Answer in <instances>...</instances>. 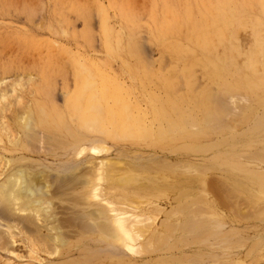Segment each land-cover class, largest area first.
<instances>
[{
  "label": "rangeland",
  "instance_id": "rangeland-1",
  "mask_svg": "<svg viewBox=\"0 0 264 264\" xmlns=\"http://www.w3.org/2000/svg\"><path fill=\"white\" fill-rule=\"evenodd\" d=\"M263 1L0 0V96H3L0 97V139L2 138L0 140V196H3L2 200L5 203L0 198V207L4 208L0 210V232L4 233V235L0 233V264H193L196 259L202 261L198 260L199 262L197 261L196 264H204L206 261L207 264H217L218 259L224 257L227 259L229 257V259L224 261L226 260L224 258L218 264L226 262L229 264L228 262L233 259L231 264L234 262L236 264H264V245L263 251L260 248L261 244L259 248L252 246L258 239H264V126L259 127L260 130L255 129V122L259 118L257 116L264 113V65H261L264 61V57L262 58L264 51ZM218 17L220 18L219 22ZM211 24L213 25L211 26ZM234 52L237 58L232 56ZM230 58L234 59L233 64L230 63ZM170 74L173 75L172 80ZM181 76L184 79L181 78V81H178ZM176 77L178 80L174 79ZM191 82L197 84L198 87L195 86L197 89L195 92H193L195 89H191L190 95L188 91L190 88L187 87L192 84ZM184 83H186L185 87L183 86ZM89 84L92 87L91 85L89 87ZM202 86H206L207 89L210 88L209 91L213 89L214 93L220 91L222 100L225 102L223 104L225 106L232 104L230 107L235 109L232 108L231 112L234 109L235 115L240 118L235 116L236 120L233 119L234 114H230V111L227 113L231 108L226 107V114L227 116L230 115L231 119H229L230 116L227 119L225 113H223L225 115L220 114L223 120L219 116V119L213 123H220L223 128L222 125L214 127L216 124L213 123L212 127V124L204 119V113L196 106V102L200 99L203 100L205 96L203 93H206L201 89ZM93 87L97 88L98 91L97 89L95 91ZM206 88L204 91L207 90ZM104 89H106L105 92ZM221 90L224 93H221ZM193 93L198 94L196 95L198 98ZM214 93L213 91L209 92L210 95H214ZM185 94H189V99L191 96L192 100H188V95ZM209 94H207V98L211 99ZM237 95L239 96L237 97ZM179 97L184 98L185 101ZM207 98L204 99V102L205 100L207 102ZM211 101L207 102L209 104L204 103L209 107V111L214 109V105H210ZM24 104H30L28 106L34 107L37 113L39 110H43L44 117H48V125H45L47 127L43 125L44 127L40 126L43 129H35L37 137L35 131L31 133L24 128L23 120L29 110V107ZM21 105L23 106L21 107ZM35 105L38 108L42 106V109L38 110ZM98 109L103 115L98 112ZM163 111H166L165 115ZM174 112L179 114V117ZM188 114H190L188 119L195 121L191 123V127L188 125L190 123L187 124L188 127L186 125L185 118ZM129 116L131 118L128 120ZM3 117L4 119H1ZM94 118L100 122L99 127L96 126L99 130H96V127H94L96 129H92L91 122ZM225 120H228L227 123ZM222 121L226 124L221 123ZM119 123L121 126L123 125V129L117 127ZM166 124H171L175 129L178 127L177 132L184 130L181 133L184 136H177L176 139L175 134L177 132L175 134L173 130L166 132L167 130L162 128ZM139 128L141 129L139 130ZM69 129H73V131L71 130V132ZM128 129L130 132L133 131L132 133L127 132V134H132V137L127 138L125 135V138V130ZM144 129L147 130V134ZM141 132L145 134L146 139H141L143 136ZM255 133L257 134L255 135ZM242 134L246 135L247 138ZM27 135H32V137L30 136L32 139L28 138ZM135 136L136 139L133 138ZM117 137L118 139H116ZM162 162L167 163L166 165L170 164L171 167L168 165L167 168ZM190 163L198 169L195 166H192V169ZM132 165L133 167H131ZM140 165H145L146 168L148 166L150 170L143 168L144 166L143 169H140ZM25 166H33L34 171L40 169L46 174V180L43 179V175L39 182L41 184V181H49L42 182L41 186L45 184V187H42L45 188L43 189V198L45 201L48 199L51 201H46L50 203V215L46 214V216L44 213L41 215V211L35 212V214L32 211L30 214L20 213V216L23 214L22 219L19 216L14 218L11 216V218L9 210L6 214L2 213L7 210L5 209L6 203H11L7 197L8 192L6 193L8 187H4L6 178L14 173V169ZM113 166L117 167L113 168ZM129 166L134 171H131ZM155 166L157 169L154 168ZM173 166H177V168ZM159 168L160 170H158ZM109 171L115 172L114 175H112L113 172L110 173ZM104 173L117 182L135 174L132 175L131 180L136 182L135 185L132 184L136 188L131 185L123 186L116 181L109 180ZM116 173L117 177L115 176ZM93 175L96 176L95 180H93ZM66 176L71 177L69 181ZM102 178L103 181L108 178L105 180L107 182H103ZM70 182H73V185ZM91 182L94 187L89 185ZM47 183H51V186ZM182 183L185 185L183 186ZM166 185H170L169 188L171 189L167 188ZM89 187L93 190L90 191ZM67 188H69L68 191ZM231 188L233 190H230ZM228 190L234 192L231 193ZM69 192L72 194L70 195ZM65 193L68 194L65 195ZM115 193L116 195H114ZM4 194L6 195L5 198ZM231 194L232 196L237 195L231 198ZM75 195L76 197H74ZM120 195L122 196L120 197ZM179 196L180 198H178ZM105 201L112 203V206ZM133 201H137L136 203L139 205ZM193 202L198 203L197 206L196 204L191 206V204L187 207V204ZM118 203L120 207L117 206ZM102 204H104L103 207L107 206L106 211L108 213H110L111 207L115 209L118 207L116 210L119 209L120 212L124 211L129 214L125 217L136 216L135 219L133 217L134 221L136 218L144 220V217L147 216L145 221L137 223V227L134 226L133 229L137 233L133 239H138V242L133 243L134 247L137 248L139 244L141 249L138 248V250H143L142 252L139 251L136 255L131 251L134 253L132 254L122 245V243L124 244L123 239L127 238L118 229V224L109 221L108 215L111 213L107 215V212L103 211L105 208L102 207ZM183 205L186 206V210H183ZM54 206L57 208L54 209ZM132 207H134V211ZM173 210L177 211L175 215H173ZM198 210L199 212H197ZM55 211L57 212L55 213ZM69 212L74 213L70 214ZM88 212L93 215H88ZM98 212L103 214L102 217L98 216ZM1 213L5 218L1 217ZM63 213H65V217L75 221L65 218ZM189 213L191 214L190 218H200L198 221L201 223L197 224V229H193L194 231H185L180 226L183 221L185 222ZM71 215L72 217H70ZM49 216L53 217L54 220L57 219L58 222L51 221ZM57 216H60L61 222ZM172 216L179 221V225L176 224V220ZM25 217H32L31 220L38 222L35 223L36 225L51 224L55 226L57 224V227L60 224L61 226H59L62 228L64 224L63 228H65L61 231H66L65 236L62 235L63 238H66V241L64 239L66 246L61 244V241H53L52 238L50 241L49 236L52 232L49 229L46 230L48 239L44 235L45 239L39 237L41 233L38 227L32 224L33 222L27 223L24 220ZM93 218L94 220L96 218V224L101 221H106L105 224L109 222L111 224L105 226L107 229L103 227L104 230L102 228L101 230L100 227H97L98 225L94 224ZM147 218L149 219L147 220ZM166 218L175 224H169V221L165 223ZM139 220L136 221L139 222ZM72 222L75 223L74 226ZM6 223L14 229H11V231H15L14 236L18 234L15 238H18L19 242L15 245H12L13 240L8 238L10 235L6 231ZM27 224L29 227L31 224L33 225L32 231L31 228L25 226ZM12 226L16 227L13 228ZM24 227H27L28 230ZM66 227L69 229L66 230ZM36 228L39 235L35 232ZM70 229L72 231H69ZM141 229H145L146 231H144L147 233L149 231V233L142 236L140 235V231L143 233ZM106 230L109 232L117 231L116 234L119 235L118 237L122 236L121 239L115 238L116 236L113 234L115 237L109 235ZM66 233H68L67 236ZM5 235H7V239ZM21 239L25 240L26 244ZM197 241L199 242L197 243ZM209 242L213 244L205 246ZM147 245L154 249L151 250ZM162 245L163 247H161ZM251 246L255 247L252 248L253 251ZM3 247L6 251L5 249L2 250ZM135 248L134 251L136 252L137 249L135 250ZM146 248L148 249L146 250ZM232 248L238 249L240 253L233 251ZM170 249L173 250L170 251ZM222 250L225 252H218ZM206 252L211 255L206 254ZM213 253L215 255H212ZM217 253L220 257L217 256ZM232 254L234 255L233 258ZM211 257L218 259L214 258L213 262ZM188 258L196 259L191 261ZM175 259L179 261L174 262Z\"/></svg>",
  "mask_w": 264,
  "mask_h": 264
},
{
  "label": "bare ground",
  "instance_id": "bare-ground-1",
  "mask_svg": "<svg viewBox=\"0 0 264 264\" xmlns=\"http://www.w3.org/2000/svg\"><path fill=\"white\" fill-rule=\"evenodd\" d=\"M206 1H207V0H206ZM255 2H256V1H255ZM235 4H236V2H235ZM248 5H249V4H248ZM263 5H264V1H263ZM254 6H255V5H254ZM223 9H225V8H223ZM227 10H228V9H227ZM222 13H223V11H222ZM220 14H221V13H220ZM247 14H248V13H247ZM232 15H233V14H232ZM227 17H228V16H227ZM229 17H230V16H229ZM237 18H238V17H237ZM219 21H220V18L218 17V22H219ZM212 25H213V24H211V26H212ZM216 26H217V24H216ZM219 27H220V26H219ZM206 31H207V29H206ZM192 32H193V31H192ZM215 32H216V31H215ZM216 33H217V32H216ZM240 33H241V32H240ZM192 34H193V33H192ZM221 34H224V33H221ZM238 34H239V33H238ZM244 36H246V35H244ZM210 38H211V36H210ZM244 39H245V38H244ZM249 41H250V40H249ZM204 42H205V41H204ZM234 42H235V41H234ZM35 44H36V43H35ZM135 46H136V45H135ZM244 46H246V45H244ZM41 49H42V48H41ZM213 49H214V48H213ZM213 49H212V50H213ZM24 51H25V50H24ZM232 51H233V50H232ZM261 51H263V50H261ZM226 52H227V51H226ZM227 54H228V53H227ZM222 55H223V54H222ZM22 56H23V55H22ZM212 56H213V55H212ZM226 56H228V55H226ZM232 56H233L234 58H237V57H236L237 55H236L235 52H234V54H233ZM260 57H261V56H260ZM263 57H264V51H263V54H262V58H263ZM256 58H257V57H256ZM222 59H223V58H222ZM227 59H228V58H227ZM241 59H243V58H241ZM36 60H37V59H36ZM261 60H262V59H261ZM261 60H260V61H261ZM229 61H230L231 64L234 63V59H233V58H230ZM258 61H259V60H258ZM262 62H263V63H261V62H259V63H261V65H262V64L264 65V61H262ZM168 63H169V62H168ZM227 64H228V63H227ZM165 65H166V64H165ZM208 65H209V64H208ZM263 65H262V66H263ZM259 66H260V65H259ZM240 67H241V66H240ZM240 67H239V68H240ZM263 68H264V67H263ZM23 69H24V68H23ZM242 69H243V68H242ZM255 69H256V68H255ZM174 72L176 73V70H175ZM174 72H173V73H174ZM173 73H172V74H173ZM175 73H174V74H175ZM186 73H188V72L186 71ZM218 74H219V73H218ZM182 75H183V74H182ZM170 76L172 77V78H170V79L172 80V79H173V75L170 74ZM175 76H176V75H175ZM184 76H185V75H184ZM186 76H187V74H186ZM181 78H183V77H182V76L179 77V80H178V77H176V78H174V79H177L178 81H181V80H180ZM222 78H223V77H222ZM183 79H184V78H183ZM223 79H224V78H223ZM22 80H24V79H22ZM33 80H34V79H33ZM89 80H90V79H89ZM92 80H93V79H92ZM178 83H179V82H178ZM191 83H192V82H191ZM197 83H198V82H197ZM201 83H203V82H201ZM201 83L199 84V86L201 85ZM92 84H93V83H92ZM179 84H180V83H179ZM181 84H182V83H181ZM188 84H189V83H188ZM192 84H193V83H192ZM192 84H189L190 86L187 87V88H190V89H188V91L190 92V95H191V93H192V92H191V89H195L196 87H198V86H196L197 84H196V85L193 84L194 86H193ZM15 85H16V84H15ZM87 85H88V83L86 84V86H87ZM90 85H91V84H89V87H90ZM171 85H172V84H171ZM181 86H182V85H181ZM183 86L185 87V86H186V83H184ZM183 86H182V87H183ZM195 86H196V87H195ZM203 86H204V85H203ZM203 86H202V87H203ZM91 87H92V85H91ZM179 87H180V86H179ZM182 87H181V88H182ZM192 87H193V88H192ZM85 88H86V87H85ZM85 88H84V89H85ZM87 88H88V87H87ZM93 88H94V87H93ZM93 88H92V89H93ZM204 88H206V86L203 87V88H201V89L203 90V92H206V93H203V94L205 95V96H204V99H206L207 96H208L207 94H209V92H211V91H213V93H214V90L212 89L211 91H209L210 88H208V89L206 88V89L208 90V92H207V90L204 91V90H205ZM215 88H216V86H215ZM88 89H89V88H88ZM94 89H95V88H94ZM96 89H97V88H96ZM96 89H95V91H96ZM178 89H179V88H178ZM178 89H177V90H178ZM198 89H199V88H198ZM201 89H200V90H201ZM28 90H29V89H28ZM105 90H106V89H104V92H105ZM196 90H197V89L193 90V92H195ZM200 90H198L199 93H200ZM97 91H98V89H97ZM182 91H184V90H182ZM186 91H187V89H186ZM186 91H185V92H186ZM102 92H103V91H102ZM201 92H202V91H201ZM217 92H218V91H217ZM235 92H236V91H235ZM96 93H97V92H96ZM172 93H173V92H172ZM187 93H188V92H187ZM197 93H198V92H197ZM199 93H198V94H199ZM221 93H224V91L221 90ZM193 94H194V93H193ZM198 94H194V96H196V95H198ZM215 94H216V95H215ZM20 95H21V94H20ZM171 95H172V94H171ZM181 95H182V94H181ZM185 95H186V96L188 95V97H187L188 100H192V97H191V96H190V99H189V94H185ZM185 95H184V96H185ZM212 95H213V94H211V95L209 94V98H211V99H208V98H207V102H210V101L213 99V101H211V104H210V105H211V106H212V105L215 106V107L213 106V108H214L215 110H214V109L212 110V111H214V112H212L211 110H210V111L208 110L209 107H208L206 104H209V103H207L206 100H205V102H204L203 97H202L203 100H201V99L199 98V99L201 100V102H199L200 100L198 101V99H196V98H198L197 96H196L195 99H196L198 102H196V100L194 99L195 102L197 103V104H196L197 108L200 109V111L204 113V115H205L204 119H206V121H207L208 123H210V124H212L213 122H215V120L217 121V119L222 118L221 115H222L223 113L226 114V110H227L226 107L229 108V107L232 105V104H230L231 102L229 103L230 105H228V106H225V104H223V103H225V102L222 100L223 98H222L221 95H220V91H219L218 93L215 92L214 95H213V96H212ZM223 95H224V94H223ZM234 95H235V94H234ZM83 96H84V95H83ZM95 96H96V95H95ZM173 96H174V95H173ZM192 96H193V95H192ZM194 96H193V98H194ZM210 96H212V97H210ZM224 96H225V95H224ZM238 96H239V95H237V97H238ZM241 96H242V95H241ZM0 97H1V96H0ZM2 97H3V96H2ZM2 97H1V98H2ZM19 97H20V96H19ZM98 97H99V96H98ZM100 97H101V96H100ZM181 97H183V96H181ZM200 97H201V95H200ZM205 97H206V98H205ZM225 97H226V96H225ZM5 98H6V97H5ZM5 98H3V99H5ZM96 98H97V97H96ZM96 98H93V99L95 100ZM179 98H180V97H179ZM177 99H178V98H177ZM180 99H181V100H184V98H183V99L180 98ZM181 100H180V101H181ZM209 100H210V101H209ZM229 100H230V98H229ZM235 100H236V99H235ZM5 101H6V99H5ZM5 101H3V102H5ZM73 101H74V100H73ZM92 101H93V100H92ZM178 101H179V100H178ZM180 101H179V102H180ZM184 101H185V100H184ZM202 101H203V102H202ZM244 101H245V100H244ZM246 101H248V100H246ZM195 102H194V103H195ZM227 102H228V101H227ZM93 103H94V102H93ZM204 103H206V104H204ZM212 103H213V104H212ZM235 103H236V102H235ZM5 104H6V103H5ZM32 104H33V103H32ZM35 104H36V102H35ZM89 104H90V103H89ZM241 104H242V103H241ZM243 104H244V103H243ZM248 104H249V103H248ZM24 105H25V104H24ZM28 105H30V104H28ZM28 105H25V106H28ZM33 105H34V104H33ZM33 105H32V106H33ZM99 105H100V104H99ZM22 106H23V105H21V107H22ZM35 106H36V105H35ZM100 106H101V105H100ZM5 107H6V106H5ZM28 107H29V106H28ZM36 107H37V106H36ZM41 107H42V106H41ZM41 107H39V108L37 107L38 110H39ZM81 107H82V105H81ZM120 107H121V106H120ZM130 107H131V106H130ZM163 107H164V106H163ZM173 107L175 108V106H173ZM190 107H191V106H190ZM207 107H208V108H207ZM251 107H252V106H251ZM1 108H2V107H1ZM92 108H93V106H92ZM101 108H102V107H101ZM101 108H100V109H101ZM230 108H231V107H230ZM232 108H234V107H232ZM232 108L229 109V110L227 111V113H229V111H230V114H232V115L234 114V115H233L234 118H233V117H232V118L236 120L235 116H237V115H235V111H234L235 108L233 109V112H231V111H232ZM237 108H238V107H237ZM23 109H24V108H23ZM41 109H42V108H41ZM80 109H81V108H80ZM95 109H96V108H95ZM123 109H124V108H123ZM175 109H176V108H175ZM242 109H243V108H242ZM78 110H79V109H78ZM164 110H165V108H164ZM243 110H245V109H243ZM251 110H252V109H251ZM26 111H27V110H26ZM39 111H41V110H39ZM39 111H38V113H39ZM102 111H103V110H102ZM174 111H175V110H174ZM224 111H225V112H224ZM239 111L242 112V110H239ZM90 112H91V111H90ZM98 112L100 113V110H99V109H98ZM135 112H136V111H135ZM165 112H166V111H163V114H164ZM175 112H178V111H175ZM175 112H174V113H175ZM179 112H180V111H179ZM179 112H178V113H179ZM205 112H206L207 114H206ZM215 112H216V113H215ZM263 112H264V111H263ZM22 113H23V112H22ZM38 113H37V111L35 110L34 107H31V106H30L28 112H27L26 114L24 113V114H25L24 120L22 119V120H23L24 128H25L26 130L30 131L31 133H34V132H32V131H35V135H36V132H37L35 129H38V130H39V129H43V127H44L45 125H48L47 123H48V121H49V120H48V117H47V118L44 117V111H43V110H42V111L40 112V114H39V115H40V118H39ZM45 113H46V111H45ZM80 113H81V112H80ZM101 113H102V112H101ZM101 113H100V114H101ZM187 113H188V112H187ZM203 113H202V115H203ZM24 114H23V115H24ZM144 114H145V113H144ZM175 114H176V113H175ZM220 114H221V115H220ZM225 114H223V115H225ZM236 114H237V111H236ZM239 114H240V113H239ZM239 114H238V115H239ZM10 115H11V114H10ZM102 115H103V113H102ZM164 115H165V114H164ZM176 115H177V114H176ZM176 115H175V116H176ZM204 115H203V116H204ZM241 115H242V114H241ZM45 116H46V114H45ZM99 116H100V115H99ZM99 116H98V117H99ZM139 116H140V115H139ZM219 116H221V117H219ZM228 116H230V115H228ZM228 116H227V114H226V118H227V119L229 118ZM1 117H2V116H1ZM22 117H23V116H22ZM22 117H21V118H22ZM61 117H62V116H61ZM77 117H78V116H77ZM115 117H116V116H115ZM177 117H179V114L177 115ZM218 117H219V118H218ZM223 117L225 118V116H223ZM238 117H239V116H237V118H238ZM257 117H259V118H258L257 121L255 122V124H256V125H255V129L258 128V129L260 130L259 127H261V126L263 127V126H264V113H263L261 116H257ZM38 118H39V119H38ZM84 118H85V117H84ZM104 118H105V117H104ZM130 118H131V117L129 116L128 120H129ZM167 118H168V116H167ZM188 118H190V114H188V115H187V118H185V119H186V121H187L186 125H187L188 123H190V124H188V125L191 127V125H192L191 123L194 121V119L191 120V119H188ZM191 118H192V117H191ZM239 118H240V117H239ZM1 119H4V117L1 118ZM9 119H10V118H9ZM74 119H75V118H74ZM76 119H77V118H76ZM94 119H95V118H94ZM94 119H93V121L91 120V121L93 122V123L91 122V124H92L91 126H93V128H92L91 126H89L90 123H87V124H89L88 126L91 127L93 130L97 128V127H96L97 125H98V127H99V123H100V122H98V121L95 119V120H96V123H97V124H96L95 121H94ZM98 119H99V118H98ZM100 119H101V118H100ZM100 119H99V120H100ZM105 119H106V118H105ZM140 119H142V118H140ZM168 119H169V118H168ZM213 119H214V120H213ZM229 119H231V116H230ZM243 119H244V118H243ZM11 120H12V119H11ZM101 120H102V119H101ZM131 120H132V119H131ZM166 120H167V119H166ZM180 120H182V119H180ZM212 120H213V121H212ZM222 120H223V118H222ZM235 120H234V121H235ZM239 120H241V119H239ZM239 120H238V121H239ZM244 120H245V119H244ZM17 121H18V120H17ZM85 121H86V120H85ZM87 121H88V120H87ZM103 121H104V119H103ZM103 121H101V122H103ZM118 121H119V120H118ZM126 121H127V120H126ZM167 121H168V120H167ZM218 121H219V120H218ZM220 121H221V120H220ZM227 121H228V120H225L226 123H227ZM1 122H2V121H1ZM11 122H12V121H11ZM53 122H54V121H53ZM65 122H66V121H65ZM113 122H114V120H113ZM127 122H129V121H127ZM130 122H132V121H130ZM136 122H138V121H136ZM139 122H140V121H139ZM194 122H195V121H194ZM2 123H4V121H3ZM49 123H50V122H49ZM94 123H95V125H93ZM115 123H116V121H115ZM115 123H113V124H115ZM140 123H141V122H140ZM165 123H167V122H165ZM168 123H170V122L168 121ZM180 123H181V122H180ZM208 123H207V124H208ZM221 123L226 124V123H224L223 121H222ZM106 124H107V123H106ZM106 124H105V125H106ZM173 124H174V122H173ZM181 124H182V123H181ZM213 124H216V123H213ZM213 124L211 125L212 127H213ZM230 124H231V122H230ZM241 124H242V123H241ZM244 124H246V123L244 122ZM18 125H19V124H18ZM43 125H44V126H43ZM73 125H74V124H73ZM75 125H76V124H75ZM119 125H120V123H119ZM119 125H117V127H120V129H123V127H122L123 125H122V126H121V125L119 126ZM130 125H131V123H130ZM130 125L128 124L129 127H130ZM175 125H176V124H175ZM188 125H187V127H188ZM217 125H218V127H219V125L221 126L222 124H220V123H219V124H216L214 127H216ZM7 126H8V125H7ZM40 126H43V127L40 128ZM49 126H50V125H49ZM51 126H52V124H51ZM58 126H59V124H58ZM66 126H67V125H66ZM70 126H71V125H70ZM100 126H101V125H100ZM141 126H142V124H141ZM180 126H181V125H180ZM184 126H185V125H184ZM237 126H238V124H237ZM251 126H252V125H251ZM9 127H10V126H9ZM19 127H20V126H19ZM45 127H47V126H45ZM52 127H53V126H52ZM86 127H87V125H86ZM86 127H85V128H86ZM94 127H96V128H94ZM121 127H122V128H121ZM129 127H128V128H129ZM131 127H132V125H131ZM176 127H177V126H176ZM187 127H186V128H187ZM221 127L223 128V125H222ZM221 127H220V128H221ZM252 127H253V126H252ZM48 128H49V127H48ZM76 128H77V127H76ZM87 128H88V127H87ZM91 128H90V129H91ZM144 128L147 129L146 127H144ZM162 128H163L164 130H167L166 132H168V130H170V131L173 130V131H174V134H175V132H177L176 129H177L178 127L175 129V127L172 126L171 124H170V125H169V124H166V125H164ZM182 128H183V127H182ZM210 128H211V127H210ZM250 128H251V127H250ZM250 128H249V130H251ZM11 129H12V128H11ZM66 129H67V128H66ZM124 129H125V128H124ZM140 129H141V128H139V130H140ZM145 129H144V131H145ZM183 129H184V128H183ZM188 129H190V128H188ZM213 129H214V128H213ZM224 129H225V128H224ZM229 129H230V128H229ZM237 129H238V128H237ZM252 129H253V128H252ZM3 130H4V129H3ZM9 130H10V129H9ZM45 130H46V128H45ZM45 130H44V131H45ZM59 130H61V129H59ZM67 130H68V129H67ZM69 130H70V129H69ZM71 130L73 131V129H71ZM71 130H70V131H71ZM96 130H99V128H97ZM96 130H95V131H96ZM103 130H104V129H103ZM103 130H102V131H103ZM114 130H116V129L114 128ZM114 130H112L113 133H114ZM132 130H133V127H132ZM134 130H135V129H134ZM175 130H176V131H175ZM178 130H179V129H178ZM185 130H186V129H185ZM192 130H193V129H192ZM209 130H210V129H209ZM232 130H233V129H232ZM249 130H247V131H249ZM7 131H8V130H7ZM12 131L14 132V130H12ZM12 131H11V132H12ZM40 131H41V130H40ZM72 131H71V132H72ZM83 131H84V130H83ZM86 131H87V130H86ZM88 131H89V130H88ZM91 131H92V130H91ZM128 131H129V129H128L127 131L125 130V132H126V134H124V137H125V138H126L125 135H127V138L130 137V136L132 137V134H130V133L133 132V131L130 132V131H131V128H130V131H129V132H130V133H129L130 135L127 134ZM144 131H142V132H144ZM247 131H246V133H249V132H247ZM256 131H257V130H256ZM261 131H262V130H261ZM30 132H27V133L30 134ZM38 132H39V131H38ZM79 132H80V131H79ZM84 132H85V131H84ZM84 132H83V133H84ZM98 132H99V131H98ZM118 132H119V131H118ZM120 132H121V130H120ZM120 132H119V134H121ZM142 132H141V134H142ZM145 132H146V134H147V130H146ZM183 132H184V130H183ZM183 132H182V131L177 132V133L175 134L176 139L178 138L177 136H181V135H183V134H181V133H183ZM217 132H218V131H217ZM252 132H255V131H252ZM258 132H259V131H258ZM8 133H9V132H8ZM94 133H95V132H94ZM103 133H104V132H103ZM116 133H117V131H116ZM134 133H135V132H134ZM170 133L173 134V132H170ZM179 133H180V134H179ZM246 133H244V134H246ZM14 134H15V133H14ZM41 134H42V133H41ZM43 134H44V133H43ZM45 134H46V133H45ZM79 134H80V133H79ZM81 134H82V133H81ZM97 134H98V133H97ZM104 134H105V133H104ZM177 134H178V135H177ZM184 134H185V133H184ZM217 134H218V133H217ZM244 134H242V135L244 136ZM256 134H257V133H255V135H256ZM259 134H260V133H259ZM2 135H3V134H2ZM35 135H34V136H35ZM39 135H40V134H39ZM65 135H66V134H65ZM83 135H84V134H83ZM117 135H118V133H117ZM128 135H129V136H128ZM142 135H143L144 137L141 136V139H142V138H143V139H146L145 134H142ZM161 135H162V134H161ZM208 135H210V134H208ZM246 135H249V134H246ZM246 135H245V136H246ZM250 135H251V134H250ZM252 135H253V134H252ZM23 136H24V135H23ZM27 136H28V135H27ZM30 136L32 137V135H30ZM30 136H28V138H29ZM37 136H38V135H36V137H37ZM43 136H45V135H43ZM47 136H48V135H47ZM49 136H50V135H49ZM74 136H75V135H74ZM85 136H86V135H85ZM120 136H122V134H121ZM120 136H118V137H120ZM133 136H134V135H133ZM172 136H173V135H172ZM183 136H184V135H183ZM245 136H244V137H245ZM31 137H30V138H31ZM41 137H42V136H41ZM45 137H46V136H45ZM50 137H51V136H50ZM55 137H57V136H55ZM79 137H80V136H79ZM112 137H113V136H112ZM118 137H117L116 139H118ZM173 137H174V136H173ZM244 137H241V139H244ZM7 138H8V137H7ZM9 138H10V137H9ZM12 138H13V137H12ZM12 138H11V139H12ZM18 138H19V137H18ZM25 138H26V137H25ZM28 138H27V140H28ZM82 138H83V137H82ZM114 138H115V137H114ZM114 138H113V139H114ZM133 138L136 139V136L133 137ZM231 138H232V137H231ZM233 138H234V136H233ZM245 138H247V137H245ZM31 139H32V138H31ZM38 139H40V138H38ZM48 139H49V138H48ZM51 139H52V138H51ZM51 139H50V140H51ZM74 139H77V138H74ZM78 139H79V138H78ZM130 139H132V138H130ZM176 139H175V140H176ZM235 139L237 140L238 138H235ZM0 140H2V138H1ZM12 140H13V139H12ZM19 140H21V139L19 138ZM35 140H36V139H35ZM35 140H34V142H35ZM42 140H43V139H42ZM52 140H53V139H52ZM79 140H80V139H79ZM121 140H122V139H121ZM132 140H133V139H132ZM173 140H174V139H173ZM230 140H231V139H230ZM17 141H18V140H17ZM36 141H37V140H36ZM48 141H49V140H47V142H48ZM53 141H54V140H53ZM232 141H233V140H232ZM2 142H3V141H2ZM13 142H14V141H13ZM27 142H28V141H27ZM29 142H30V141H29ZM31 142H32V141H31ZM43 142H44V141H43ZM49 142H50V141H49ZM71 142H72V141H71ZM37 143H38V142H37ZM215 143H216V142H215ZM218 143H219V142H218ZM222 143H223V142H222ZM16 144H17V143H16ZM30 144H31V143H30ZM42 144H43V143H42ZM230 145H231V143H230ZM29 146H30V145H29ZM44 146H45V145H44ZM98 146H99V145H98ZM85 147H86V146H85ZM93 147H95V146H93ZM96 147H97V146H96ZM99 147H100V146H99ZM57 148H58V147H57ZM103 148H104V147H103ZM59 149H60V148H59ZM199 149H200V147H199ZM33 150H34V149H33ZM103 150H104V149H103ZM101 151H102V150H101ZM199 151H200V150H199ZM54 152H55V151H54ZM259 153H260V152H259ZM260 154H261V153H260ZM244 155H245V154H244ZM254 156H255V155H254ZM260 156H263V155H260ZM263 158H264V157H263ZM1 159H2V157H1ZM3 159H4V158H3ZM7 159H8V158H7ZM254 159H255V158H254ZM19 161H20V160H19ZM19 161H17V162H19ZM5 162L7 163V161H5ZM8 162H10V161L8 160ZM101 162H102V164H103V161H101ZM2 163H3V162H2ZM14 163H16V162H14ZM151 163H153V162H151ZM162 163H164V162H162ZM168 163H169V162H168ZM27 164H28V163H27ZM29 164H30V163H29ZM91 164H92V163H91ZM102 164H101V165H102ZM154 164H155V163H154ZM157 164H160V163H157ZM164 164L166 165L167 163H164ZM186 164H187V163H186ZM188 164H189V163H188ZM3 165H4V164H3ZM23 165H24V164H23ZM123 165H124V163H123ZM150 165H151V164H150ZM152 165H153V164H152ZM160 165H163V164H160ZM160 165H159V166H160ZM165 165H163V166H165ZM168 165L170 166V164H168ZM168 165H166V167H167ZM17 166H18V165H17ZM33 166H34V165H33ZM33 166H32V167H30V166H25V167H18V168L15 167L16 169L13 168V169H14V173H13L12 175L10 174V176H8V177L6 178V182H5V184H4V183H3V184H4V187H8V188L6 189V190H7L6 193L8 192V196H7V197H9L10 200H9L8 198H7V199H8L9 201H11V203H6L7 205H6V208H5V209H7V210H6L5 212H2V213H5V214H6V212L9 210L8 212H10V214H11L10 217L13 216V218L16 217V216H19L20 218H22V216H23L24 213H25V214H27V213L30 214L32 211H33L34 213H35V212L38 213V212L41 211V212H40L41 215H43L42 213H44L45 215H46V214H47V215H48V214H49V215L51 214V213H50V212H51L50 203L46 202V201H50V200L48 199V200L45 201V199L43 198V195H44V193H43V192H44L43 189H45V188H42V187H45V184H44V183H45V182H49V181H48V180L45 181V182H44V181H41V184H42V182H44V183H43L44 185L41 186V184H40V182H39V179L41 178V176L44 175V176H43V179L45 178V180H46V177H45L46 174H44V172L40 171V169H39V171H34ZM104 166H105V164H104ZM107 166H108V165H107ZM107 166H106V167H107ZM143 166H144V167H143ZM153 166H154V165H153ZM181 166H182V165H181ZM184 166H185V164H184ZM190 166L192 167L193 164L190 163ZM194 166H195V165H194ZM194 166H193V167H194ZM90 167H91V166H90ZM114 167L116 168L117 166H113V168H114ZM129 167H130V166H129ZM131 167H133V165H132ZM131 167H130V168H131ZM134 167H135V166H134ZM136 167H137V166H136ZM142 167H143V168H146L145 165H140V169H141ZM161 167H162V166H161ZM161 167H160V168H161ZM166 167H165V168H166ZM170 167H171V166H170ZM173 167H176V168H177V166H173ZM182 167H183V166H182ZM182 167H181V169H182ZM193 167H192V169H193ZM195 167H196V166H195ZM199 167H200V166H199ZM88 168H89V167H88ZM108 168H109V167H108ZM143 168H142V169H143ZM150 168H151V167H150ZM154 168H156V166H155ZM160 168H159L158 170H160ZM163 168H164V167H163ZM167 168H168V167H167ZM167 168H166V169H167ZM178 168H180V167H178ZM2 169H3V168H2ZM13 169H12V170H13ZM121 169H122V168H121ZM134 169H135V168H134ZM136 169H137V168H136ZM138 169H139V167H138ZM146 169H147V170L149 169L148 166H147ZM156 169H157V168H156ZM170 169H171V168H170ZM183 169H184V168H183ZM196 169H198V167H196ZM202 169H203V168H202ZM83 170H84V169H83ZM105 170H106V169H105ZM108 170H109V169H108ZM114 170H115V169H114ZM114 170H113V171H114ZM123 170H124V168H123ZM126 170H127V169H126ZM132 170H133V169L131 168V171H132ZM144 170H145V169H144ZM149 170H150V169H149ZM152 170H154V169L152 168ZM168 170H169V169H168ZM168 170H167V171H168ZM174 170H175V169H174ZM178 170H179V169H178ZM199 170H200V168H199ZM203 170H205V169H203ZM203 170H202V171H203ZM93 171H94V170H93ZM106 171H107V170H106ZM113 171H112V172H113ZM115 171H116V170H115ZM128 171H129V169H128ZM133 171H134V170H133ZM138 171H139V170H138ZM161 171H162V169H161ZM169 171H170V170H169ZM180 171H181V170H180ZM188 171H189V169H188ZM202 171H201V172H202ZM12 172H13V171H12ZM79 172H80V170H79ZM94 172H95V171H94ZM104 172H105V171H104ZM107 172H108V171H107ZM107 172H106V173H107ZM109 172L112 173L111 171H109ZM121 172H122V171H121ZM124 172H126V171H124ZM147 172H148V171H147ZM152 172H153V171H152ZM159 172H160V171H159ZM165 172H166V170H165ZM183 172H184V171H183ZM183 172H182V173H183ZM186 172H187V171H186ZM190 172H191V171H190ZM106 173H104V174H106ZM114 173H115V172H113L112 175H114ZM131 173H132V172H131ZM131 173H130V174H131ZM73 174H74V173H73ZM87 174H88V173H87ZM127 174H128V173H127ZM141 174H142V173H141ZM78 175H80V174H78ZM107 175H108V174H106V176H107ZM132 175L134 176L135 174H131L130 178L128 177L129 179H128L127 177H125L124 179H121L119 182H117V180H115V181H116L117 183L123 185V186L131 185L132 187H134L133 185H135L136 182L134 183V181L131 180V178H133ZM47 176H49V175H47ZM96 176H97V174H96ZM96 176H95V177H96ZM102 176L105 177V175H102ZM109 176H110V175H109ZM115 176L117 177V173H116ZM120 176H121V175H120ZM63 177H64V176H63ZM66 177L68 178V181H69L70 178H71V177H69V176H66ZM72 177H73V176H72ZM78 177H79V176H78ZM80 177H81V175H80ZM82 177H83V176H82ZM92 177H93V180H95L94 175H93ZM100 177H101V176H100ZM104 177H103V178H104ZM107 177H108V176H107ZM118 177H119V175H118ZM157 177H158V176H157ZM160 177H161V176H160ZM49 178H50V176H49ZM67 178H64V179H67ZM85 178H86V177H85ZM87 178H88V177H87ZM89 178H90V177H89ZM103 178H102V181H103ZM108 178H109V180L111 179V180L114 181V178H113V179H112L111 177H108ZM108 178H105V180H106V179L108 180ZM119 178H120V177H119ZM4 179H5V178H4ZM41 179H42V178H41ZM83 179H84V178H83ZM59 180H60V177H59ZM89 180H90V179H89ZM91 180H92V179H91ZM93 180H92V181H93ZM105 180H104V181H105ZM71 181H72V180H71ZM73 181L75 182V180H73ZM81 181H82V180H81ZM104 181H103V182H104ZM115 181H114V182H115ZM140 181H141V179H140ZM185 181H186V179H185ZM95 182H96V181H95ZM105 182H107V181H105ZM180 182H181V181H180ZM182 182H183V181H182ZM188 182H189V181H188ZM188 182H187V183H188ZM64 183H66L65 180H64ZM70 183L72 184L73 182H70ZM81 183H82V182H81ZM109 183H110V182H109ZM197 183H198V182H197ZM47 184H48V183H47ZM55 184H58V183H55ZM67 184H69V183H67ZM76 184H78V183H76ZM85 184H86V183H85ZM93 184H95V183L93 182ZM101 184H102V183H101ZM132 184H133V185H132ZM139 184H140V183H139ZM162 184H164V183H162ZM162 184H161V185H162ZM185 184H186V182H185ZM185 184L182 183L183 186H184ZM235 184H236V183H235ZM48 185L51 186V183L48 184ZM72 185H73V184H72ZM82 185H83V184H82ZM89 185H92V182H91V184L89 183ZM89 185H87V186H89ZM108 185H109V184H108ZM141 185H142V183H141ZM164 185H165V184H164ZM164 185H163V186H164ZM188 185H189V184H188ZM224 185H225V184H224ZM49 186H48V187H49ZM92 186H93V185H92ZM98 186H99V185H98ZM112 186H113V185H112ZM117 186H118V185H117ZM138 186H139V185H138ZM138 186H137V187H138ZM166 186H167V185H166ZM173 186H174V185H173ZM183 186H182V187H183ZM48 187H47V188H48ZM60 187H62V186H60ZM93 187H94V186H93ZM99 187H101V186H99ZM139 187H140V186H139ZM145 187H147V186H145ZM169 187H171V186L168 185L167 188H169ZM62 188H63V187H62ZM75 188H76V187H75ZM89 188H90V187H89ZM97 188H98V187H97ZM103 188H105V187H103ZM120 188H121V187H120ZM134 188H136V186H135ZM147 188H148V187H147ZM175 188H176V187H175ZM178 188H179V187H178ZM226 188H227V187H226ZM68 189H69V188H67L66 190L68 191ZM90 189H91L90 191L93 190L92 188H90ZM100 189H101V188H100ZM115 189H116V188H115ZM169 189H171V188H169ZM194 189H195V188H194ZM0 190H1V189H0ZM62 190H63V189H62ZM70 190H71V189H70ZM101 190H102V189H101ZM107 190H108V189H107ZM230 190H233V189L231 188ZM4 191H5V188H4ZM105 191H106V190H105ZM105 191H104V192H105ZM137 191H138V190H137ZM141 191H142V190H141ZM141 191H140V192H141ZM228 191H229V190H228ZM59 192H60V191H59ZM62 192H63V191H62ZM84 192H85V191H84ZM86 192H87V191H86ZM99 192H100V191H99ZM220 192H221V191H220ZM229 192H231V191H229ZM232 192H234V191H232ZM232 192H231V193H232ZM1 193H2V191H1ZM3 193H5V192H3ZM87 193H88V192H87ZM89 193H90V192H89ZM183 193H184V192H183ZM221 193H222V192H221ZM225 193H226V192H225ZM66 194H68V193H65V195H66ZM69 194H70V192H69ZM71 194H72V192H71ZM71 194H70V195H71ZM90 194H92V193H90ZM100 194H102V193H100ZM105 194H106V193H105ZM118 194H119V193H118ZM141 194H142V193H141ZM184 194H185V193H184ZM227 194H228V193H227ZM0 195H1V194H0ZM4 195H5V194H4ZM107 195H108V194H107ZM114 195H116V193H115ZM180 195H181V194H180ZM185 195H187V194H185ZM233 195H234V194H233ZM235 195H237V194H235ZM235 195H234V196H235ZM45 196H46V195H45ZM45 196H44V197H45ZM52 196H53V195H52ZM55 196H56V195H55ZM81 196H82V195H81ZM88 196H90V195H88ZM98 196H99V195H98ZM118 196H119V195H118ZM121 196H122V195H120V197H121ZM123 196H124V195H123ZM125 196H126V195H125ZM182 196H184V195L182 194ZM234 196H232V194H231V198L234 197ZM2 197H3V196H2ZM2 197L0 196L1 201L4 203V201L2 200V199H3ZM5 197H6V195L4 196V198H5ZM71 197H72V196H71ZM74 197H76V195H75ZM82 197H84V196H82ZM91 197H92V196H91ZM102 197H103V196H102ZM102 197H101V198H102ZM112 197H113V196H112ZM126 197H129V196H126ZM236 197H237V196H236ZM239 197H240V196H239ZM45 198H46V197H45ZM77 198H78V196H77ZM84 198H85V197H84ZM84 198H83V199H84ZM108 198H109V197H108ZM178 198H180V196H179ZM51 199H52V198H51ZM69 199H70V198H69ZM90 199H91V198H90ZM102 199H103V198H102ZM102 199H101V200H102ZM133 199H134V198H133ZM215 199H216V198H215ZM4 200H5V199H4ZM73 200H74V199H73ZM73 200H72V201H73ZM79 200H81V199H79ZM101 200H100V201H101ZM106 200H107V199H106ZM108 200H109V199H108ZM135 200H136V199H135ZM233 200H235V199H233ZM9 201H8V202H9ZM65 201H66V200H65ZM77 201H78V199H77ZM87 201H88V200H87ZM87 201H86V202H87ZM102 201H103V200H102ZM119 201H120V200H119ZM129 201H130V200H129ZM201 201H202V200H201ZM206 201H207V200H206ZM219 201H220V200H219ZM252 201H253V200H252ZM50 202H51V201H50ZM73 202H74V201H73ZM83 202H84V201H83ZM92 202H93V201H92ZM96 202H98V201H96ZM106 202H107V201H105V203H106ZM120 202H121V201H120ZM133 202H134V201H133ZM136 202H137V201H135L134 203H136ZM141 202H142V201H141ZM203 202H204V201H203ZM254 202H255V201H254ZM59 203H60V202H59ZM102 203H103V202H102ZM107 203H108V202H107ZM116 203H117V202H116ZM121 203H122V202H121ZM142 203H143V202H142ZM200 203H201V202H200ZM4 204H5V203H4ZM8 204H9V205H8ZM51 204H52V203H51ZM74 204H75V203H74ZM90 204H91V203H90ZM97 204H99V203H97ZM108 204L111 205L112 203H108ZM108 204H107V205H108ZM114 204H115V203H114ZM118 204H119V203H118ZM123 204H124V203H123ZM123 204H122V205H123ZM136 204L139 205V203H136ZM191 204H192V205H191ZM195 204H196V206H197L198 203H196V202L189 203V204H187V207H189L188 205L193 206V205H195ZM207 204H208V203H207ZM1 205H3V204L1 203ZM71 205H73V204H71ZM85 205H86V204H85ZM91 205H92V204H91ZM103 205H104V204H102V207H103ZM110 205H109V206H110ZM131 205H132V204H131ZM200 205H204V204H200ZM67 206H68V205H67ZM73 206H74V205H73ZM94 206H95V204H94ZM96 206L99 207V205H96ZM100 206H101V205H100ZM111 206H112V205H111ZM111 206H110V207H111ZM117 206L120 207V204L117 205ZM123 206H124V205H123ZM126 206H127V205H126ZM133 206H134V204H133ZM183 206H184V207H182V208H184L183 210H186V209H187L186 206H185V205H183ZM57 207H58V205H57ZM57 207L54 206V209L57 208ZM59 207H60V206H59ZM65 207H66V206H65ZM74 207H76V206H74ZM90 207H91V206H90ZM106 207H107V206H106ZM106 207H103V208H105V210H103V211H105V212H107V211H106ZM136 207H137V206H136ZM141 207H142V205H141ZM262 207H263V206H262ZM0 208H1L0 210L4 209L2 206H1ZM61 208H62V206H61ZM71 208H72V207H71ZM100 208H101V207H100ZM117 208H118V207H117ZM117 208H116V209H117ZM121 208H122V207H121ZM121 208H120V209H121ZM133 208H134V207H132V210L134 211L135 209H133ZM138 208H139V206H138ZM180 208H181V207H180ZM54 209H53V210H54ZM81 209H82V208H81ZM88 209H89V208H88ZM116 209L111 207V210H110V213H111V214L107 212V215H108V214L111 215V216L108 215V216H109L108 218H110L109 221H110V222L112 221V222H115V224H118L119 228H118V227H117V228L121 231V233H123V234L126 236L127 239H125V238L123 239L124 241H122V242H124V244L121 242L122 245H124V246L127 248V250H129L130 252L133 251L135 254H136L137 252L139 253V251L142 252L143 250H138V248L141 249V246H139V244L137 245V248H135L136 246L134 247V244H133V243L138 242V241H137L138 239H133L134 236H137V233H135L133 229H134V226H136L137 223H140V222L145 221L147 216L144 217V218H145L144 220H141V219H140L141 221L139 220V218H136V220H139V222H138V221H136V220H135V221L133 220V217H134V216H133V217L130 216L129 218H128V217H125V216H127V215L129 216V214H128V213H125V212L122 211V210H121L122 212H120L119 209H118V210H116ZM139 209H140V208H139ZM53 210H52V211H53ZM64 210H65V209H64ZM66 210H67V209H66ZM69 210H70V209H69ZM76 210H77V209H76ZM78 210H79V209H78ZM93 210H94V212H95V209H93ZM93 210H91V212H92ZM151 210H152V208H151ZM179 210H181V209H179ZM58 211H61V210L58 209ZM67 211H68V210H67ZM71 211H72V210H71ZM79 211H80V210H79ZM96 211H97V210H96ZM98 211H100V210H98ZM136 211H137V209H136ZM181 211H182V210H181ZM181 211H180V213H181ZM193 211H194V210H193ZM201 211H202V210H201ZM53 212H54V211H53ZM56 212H57V211H55V213H56ZM101 212H102V211H101ZM101 212H98V216H99V215H100V216L103 215ZM105 212H103V213H105ZM148 212H149V211H148ZM159 212H160V211H159ZM159 212H158V213H159ZM161 212H162V211H161ZM173 212H174L173 215H175V213H177V211L175 212L174 210H173ZM183 212H184V211H183ZM197 212H199V210H198ZM2 213H1V217L3 216ZM20 213H23L22 216H20ZM66 213H67V212H66ZM69 213H70V212H69ZM72 213H74V212H71L70 214H72ZM92 213H93V212H92ZM92 213H91V214H92ZM124 213H125V214H124ZM129 213H130V212H129ZM190 213H191V212H190ZM190 213H189V215L187 214L188 217L185 219V222H184V221H183L184 223L182 222L183 225H181L182 223L180 224V226H182L181 228L184 229L185 231H189V230L192 231L193 229L196 230V229H197V228H196L197 224H198V223H201V222H199V221H200V220H199V219H200L199 217H198V218H190V217H191V214H190ZM195 213H196V212H195ZM239 213H240V211H239ZM5 214H4V215H5ZM8 214H9V213H8ZM35 214H36V213H35ZM52 214H54V213H52ZM64 214H65V213H63V215H64ZM91 214H89V212H88V215H91ZM112 214H113V215H112ZM160 214H161V213H160ZM181 214H182V213H181ZM41 215H39V216H41ZM47 215H46V216H47ZM58 215H59V214H58ZM67 215H68V214H67ZM82 215H84V214H82ZM82 215H81V216H82ZM92 215H93V214H92ZM105 215H106V213H105ZM107 215H106V216H107ZM153 215H154V214H153ZM169 215H171V214H169ZM201 215H202V213H201ZM201 215H199V216L201 217ZM240 215H241V214H240ZM256 215H257V214H256ZM25 216H26V215H25ZM51 216H52V215H51ZM51 216H49V217H50L51 221H53V220H54V219H53L54 215H53V217H51ZM60 216H61V215H60ZM60 216H59V217H60ZM65 216H66V215H64V217H65ZM81 216H79V217L81 218ZM84 216H85V215H84ZM95 216H96V215H95ZM260 216H261V215H260ZM3 217H4V216H3ZM57 217H58V216H57ZM59 217H58V220L60 221ZM64 217H63V220H64ZM70 217H72V215H71ZM101 217H102V216H101ZM135 217H136V216H135ZM135 217H134V219H135ZM139 217H140V216H139ZM169 217H170V216H169ZM172 217L175 218L174 216H172ZM244 217H245V216H244ZM263 217H264V216H263ZM4 218H5V217H4ZM7 218H8V217H7ZM11 218H12V217H11ZM31 218H32V217H25L24 220L27 221V223H32V222H33L32 224H35V223L37 224V223H38V222H36L35 220L33 221V219L31 220ZM44 218H45V217H44ZM65 218H68V217H65ZM75 218H76V217H75ZM96 218H97V217H96ZM96 218H95V220H96ZM106 218H107V217H106ZM130 218H131V219H130ZM142 218H143V217H142ZM204 218H205V217H204ZM207 218H208V217H207ZM22 219H23V218H22ZM26 219H27V220H26ZM37 219H38V217H37ZM68 219H69V218H68ZM77 219L79 220V218H77ZM82 219H83V218H82ZM88 219H89V218H88ZM88 219H87V220H88ZM148 219H149V218H147V220H148ZM150 219H151V218H150ZM166 219H167V218H166ZM177 219H178V218H177ZM255 219H256V218H255ZM6 220L8 221V219H6ZM24 220H23V222H24ZM56 220H57V219H56ZM56 220H54V221H56ZM69 220H72V219L70 218ZM93 220H94V218H93ZM95 220H94V222H95ZM153 220H154V218H153ZM155 220H156V219H155ZM172 220H173V219H172ZM175 220H176V218H175ZM198 220H199V221H198ZM0 221H1V220H0ZM11 221H12V219H11ZM11 221H10V222H11ZM38 221H39V220H38ZM72 221H75V220L73 219ZM76 221H77V220H76ZM81 221H82V220H81ZM81 221H78V222L80 223ZM84 221H85V219H84ZM109 221H108V222H109ZM168 221H169V224H175V223L171 222V221L168 220V219H167V221H166L165 223H167ZM173 221H174V220H173ZM4 222H6V221H4ZM4 222H3V224H4ZM8 222H9V221H8ZM12 222H13V221H12ZM21 222H22V220H21ZM39 222H40V221H39ZM42 222H43V221H42ZM42 222H41V223H42ZM56 222H58V221H56ZM60 222H61V221H60ZM68 222H69V224H70V221H68ZM105 222H106V221H105ZM105 222L101 221V222H99L98 224H96V222H95L94 224L98 225L97 227H98V228L100 227V229H101V228L103 229V227L107 229V227H105V226L108 225V224H111L112 222H111V223L109 222V223H106V224H105ZM152 222H153V221H152ZM0 223H1V222H0ZM16 223H17V222H16ZM52 223H54V222H52ZM133 223H134L135 225H134ZM144 223H145V222H144ZM144 223H142V224H144ZM178 223H179V221L176 220V224H177V225H179ZM11 224L14 225L15 223H11ZM23 224H24V223H23ZM32 224L30 225V227L28 226L29 224H27V225H25V226L31 228V227L33 226ZM36 224H35V225H36ZM39 224H40V223H39ZM58 224H59V223H58ZM62 224H63V223H62ZM66 224H68V223H66ZM72 224H73V226H74L75 223L72 222ZM76 224H77V222H76ZM83 224H84V223H83ZM148 224H149V223H148ZM148 224H147V225H148ZM151 224L154 225L155 223H151ZM151 224H150V225H151ZM1 225H2V224H1ZM6 225H7V227H5V228H6V231H7L8 235H10V237H8V238H10L11 241L13 240V242H11V241H10V242L12 243V245H13V244L15 245L16 243L19 242V241H18V238H15V237L18 236V234H17V232H16L17 236H14L13 234H15V231H11V229H12V228H11V225H10V224L8 225L7 223H6ZM35 225H34V226H35ZM56 225H57V224H56ZM56 225H55V226H53V225H51V224H46V225H41V224H40V225H36V226L38 227V229L40 230L39 232L41 233V235H40L39 237H41V238L43 237V238H44V236H45V237L48 236V234H47L48 232H47V231H48V229H49V231L52 232V234H50V236H49V240L51 241L50 238H52L53 241H54V240H56L55 242L61 241V244L65 245V243H64V239H65V241H66V238H65V237L63 238V236H65V232H66V231H65V230L61 231V229H64V228H65V227L63 228V225H64V224L62 225V228H60V226H61L60 224H59L60 226L58 225L57 227H56ZM78 225H79V224H78ZM85 225H86V224H85ZM139 225H140V224H139ZM4 226H5V224L3 225V227H4ZM18 226H19V224H18ZM23 226H24V225H23ZM73 226H72V227H73ZM80 226H81V225H80ZM94 226H95V225H94ZM113 226H114V225H113ZM141 226H142V225H141ZM12 227H13V226H12ZM14 227H16V226H14ZM14 227H13V228H14ZM27 227H24V228H26V229L28 230ZM49 227H50V228H49ZM70 227H71V225H70ZM76 227H78V226H76ZM110 227H111V225H110ZM136 227H137V226H136ZM139 227H140V226H139ZM147 227H148V226H147ZM174 227H176V226H174ZM202 227H203V225H202ZM66 228H67L66 230L69 229L68 227H66ZM73 228H75V227H73ZM92 228H93V227H92ZM140 228H141V227H140ZM140 228H137V229H140ZM148 228H150V227H148ZM151 228H152V227H151ZM176 228H177V227H176ZM178 228H179V227H178ZM181 228H180V229H181ZM199 228H200V226H199ZM199 228H198V229H199ZM33 229H35V228L33 227ZM71 229H72V228H71ZM71 229H70L69 231H72ZM100 229H99V230H100ZM102 229H101V230H102ZM112 229H114V228H112ZM118 229H117V230H118ZM172 229H173V228H172ZM12 230H14V229H12ZM15 230H17V229H15ZM20 230H21V227H20ZM29 230H30V229H29ZM46 230H47V231H46ZM99 230H98V231H99ZM103 230H104V229H103ZM141 230H142V229H141ZM144 230H145V229H144ZM144 230H142L143 233H141V231L139 230V231H140V235L145 236L144 234H148V233H149V231H148V233H147V232H145L146 230H145V231H144ZM0 231H1V229H0ZM17 231H18V230H17ZM31 231H32V228H31ZM69 231H68V232H69ZM94 231H95V230H94ZM106 231H107V230H106ZM110 231H111V230H110ZM156 231H157V230H156ZM191 231H190V232H191ZM193 231H194V230H193ZM3 232H4V230H3ZM23 232H24V231H23ZM35 232H37V228H36V231H35ZM39 232H37L38 235H39ZM46 232H47V233H46ZM53 232H54V233H53ZM61 232H62V233L64 232V233L62 234ZM81 232H82V231H81ZM96 232H97V231H96ZM102 232H103V231H102ZM108 232H109V230L107 231V233H108ZM116 232H117V231H115V232L111 231V232H109V235H110V234H111V236L115 235L116 237H115V236H113V237L117 238L119 235L116 234ZM144 232H145V233H144ZM0 233H2V232H0ZM7 233H6V234H7ZM21 233H22V232H21ZM72 233H73V232H72ZM75 233H78V232H75ZM82 233H83V232H82ZM91 233H92V232H91ZM99 233H100V232H99ZM155 233H156V232H155ZM173 233H174V232H173ZM203 233H204V232H203ZM203 233H202V234H203ZM207 233H208V232H207ZM207 233H206V234H207ZM67 234H68V233H66V236H67ZM69 234H70V233H69ZM73 234H74V233H73ZM112 234H113V235H112ZM199 234H200V233H199ZM202 234H201V235H202ZM2 235H4V233H2ZM43 235H44V236H43ZM62 235H63V236H62ZM76 235H77V234H76ZM109 235H108V236H109ZM138 235H139V232H138ZM140 235H139V236H140ZM159 235H160V234H159ZM201 235H200V236H201ZM203 235H204V234H203ZM5 236H6L5 238L7 239V235H5ZM19 236H20V234H19ZM22 236H23V235H22ZM139 236H138V237H139ZM0 237H1V235H0ZM30 237H31V236H30ZM30 237H29V238H30ZM32 237H33V235H32ZM35 237H36V236H35ZM72 237H73V236H72ZM121 237H122V236L118 237L117 239H119V238L121 239ZM3 238H4V237H3ZM3 238H2V240H3ZM46 238H47V237H46ZM62 238H63V239H62ZM15 239H17V240H15ZM44 239H45V238H44ZM47 239H48V238H47ZM69 239H70V238H69ZM151 239H152V238H151ZM8 240H9V239H8ZM21 240H22V239H21ZM21 240H20V241H21ZM29 240H30V239H29ZM57 240H58V241H57ZM156 240H157V239H156ZM186 240H187V239H186ZM201 240H202V239H201ZM209 240H210V239H209ZM209 240H208V241H209ZM224 240H225V239H224ZM244 240H245V239H244ZM249 240H250V239H249ZM22 241H23V240H22ZM31 241H33V239H31ZM139 241H140V240H139ZM246 241L248 242V239H246ZM246 241H245V242H246ZM3 242H4V240H3ZM6 242H7V241H6ZM23 242H25V244H26V241H25V240H24ZM44 242H45V241H44ZM44 242H42V243L44 244ZM46 242H47V240H46ZM48 242H49V241H48ZM118 242H119V241H118ZM198 242H199V241H197V243H198ZM255 242H256V243H255ZM255 242L252 244V246H257L256 248H259V247L262 245L260 248H261V250L263 251L262 247H263V245H264V239H258V240L255 241ZM1 243H2V242H1ZM31 243H32V242H31ZM37 243H38V242H37ZM39 243H40V242H39ZM66 243H67V242H66ZM197 243H196V244H197ZM210 243H211V242H209V243H208L207 245H205V246H210V245L213 244V243H212V244H210ZM215 243H216V242H215ZM215 243H214V244H215ZM3 244H4V243H3ZM6 244H7V243H6ZM33 244H35V243H33ZM46 244H47V243H46ZM57 244H58V243H57ZM136 244H137V243H136ZM163 244H164V243H163ZM196 244H195V245H196ZM203 244H204V243H203ZM255 244H256V245H255ZM260 244H261V245H260ZM35 245H36V244H35ZM53 245H54V244H53ZM53 245H52V246H53ZM59 245H60V243H59ZM189 245H190V244H189ZM197 245H198V244H197ZM5 246H6V245H5ZM8 246H9V245H8ZM31 246H32V245H31ZM47 246H48V245H47ZM47 246H46V247H47ZM50 246H51V244H50ZM61 246H62V245H61ZM65 246H66V245H65ZM147 246H148L149 248H151V250L154 249V248L151 247V246H152V243H151V246H149V245H147ZM203 246H204V245H203ZM225 246H227V245H225ZM236 246H237V243H236ZM252 246H251V249H252V248L254 249L255 247H252ZM6 247H7V246H6ZM33 247H34V246H33ZM161 247H163V245H162ZM182 247H183V246H182ZM211 247H212V246H211ZM9 248H10V246H9ZM9 248H8V249H9ZM48 248H51V247H48ZM52 248H53V247H52ZM56 248H59V247H56ZM134 248H135V250L137 249L136 252L134 251ZM179 248H180V247H179ZM196 248H197V247H196ZM196 248H195V249H196ZM213 248H214V247H213ZM215 248H216V247H215ZM217 248H218V247H217ZM236 248H237V247H236ZM263 248H264V247H263ZM4 249H5V248L3 247L2 250H4ZM37 249H38V248H37ZM147 249H148V248H146V250H147ZM181 249H182V248H181ZM198 249H199V248H198ZM209 249H210V248H209ZM232 249H234L233 251H238V249H235V248H232ZM232 249H231V250H232ZM251 249H250V251H251ZM253 249H252V251H253ZM33 250H34V249H33ZM50 250H51V249H50ZM52 250H53V249H52ZM171 250H173V249H170V251H171ZM177 250H178V248H177ZM201 250H202V249H201ZM217 250H218V249H217ZM217 250H216V251H217ZM226 250H227V249H226ZM5 251H6V249H5ZM8 251H9V250H8ZM46 251H47V250H46ZM129 251H128V252H129ZM174 251H175V249H174ZM192 251H193V250H192ZM248 251H249V249H248ZM252 251H251V252H252ZM262 251H260V252H262ZM30 252H31V251H30ZM41 252H42V251H41ZM56 252L58 253L59 251L57 250ZM141 252H140V253H141ZM218 252H225V251L222 250V251H218ZM231 252H232V251H231ZM238 252L240 253V251H238ZM246 252H247V251H246ZM31 253H32V252H31ZM46 253H47V252H46ZM52 253H53V252H52ZM131 253H132V252H131ZM134 253H132V254H134ZM138 253H137V254H138ZM171 253H172V252H171ZM189 253H190V252H189ZM193 253H194V252H193ZM214 253H215V252H214ZM214 253H213L212 255H215ZM239 253H238V254H239ZM249 253H250V252H249ZM255 253H256V252H255ZM257 253H258V251H257ZM257 253H256V254H257ZM49 254H50V253H49ZM137 254H136V255H137ZM191 254H192V253H191ZM195 254H196V253H195ZM197 254H199V253H197ZM200 254L202 255L203 253H200ZM200 254H199V255H200ZM206 254L209 255L210 253H207V252H206ZM223 254H224V253H223ZM238 254H237V255H238ZM32 255H33V254H32ZM210 255H211V254H210ZM258 255H259V254H258ZM34 256H35V254H34ZM49 256H50V255H49ZM132 256H133V255H132ZM138 256H139V255H138ZM141 256H143L142 253H141ZM156 256H157V255H156ZM206 256H207V255H206ZM217 256L220 257V255H218V253H217ZM229 256H230V255H229ZM231 256H232V258H233L234 255L232 254ZM54 257H55V256H54ZM158 257H159V255H158ZM163 257H164V256H163ZM172 257H173V256H172ZM194 257H197V256H194ZM227 257H228V255H227ZM235 257H236V256H235ZM35 258H36V257H35ZM37 258H38V257H37ZM161 258H162V256H161ZM161 258H160V260H161ZM177 258H178V257H177ZM214 258H215V257H214ZM214 258L211 257V259H212L213 262H214V260H213ZM224 258H225V257H224ZM224 258H221V259H220V258H219V259H218V258H215V259H218V260L220 261V260H224ZM31 259H32V258H31ZM33 259H34V258H33ZM140 259H141V258H140ZM143 259H144V258H143ZM169 259H170V258H169ZM182 259H183V258H182ZM182 259H180V260L182 261ZM185 259H186V256H185ZM185 259H184V260H185ZM188 259H190V258H188ZM195 259H196V258H194V260H195ZM225 259H226V260H224V261H227V260L229 259V257H228V259H227V258H225ZM257 259L259 260V258H257ZM37 260H38V259H37ZM39 260H40V259H39ZM43 260H44V259H43ZM154 260H155V259H154ZM158 260H159V259H158ZM184 260H183V262H185ZM190 260H191V259H190ZM190 260H189V261H190ZM194 260H191V261H194ZM198 260L200 261V259H198ZM198 260L196 259V260H195L196 262H195V263L193 262V264L198 263V262H199ZM218 260H217V261H218ZM231 260H232V259H231ZM233 260H234V259H233ZM233 260H232V261H233ZM156 261H157V258H156ZM161 261H163V260H161ZM165 261H166V260H165ZM178 261H179L178 259H175V260H174V262H178ZM197 261H198V262H197ZM212 261H211V262H212ZM217 261H216V262H217ZM219 261H218V262H219ZM232 261H229L228 263L231 264V263H233ZM250 261H251V260H250ZM39 262H42V261H39ZM146 262H147V261H146ZM200 262H202V261H200ZM206 262H207V261H206ZM206 262H205L204 264H207ZM211 262H209V263H211ZM218 262H217V264H218ZM230 262H231V263H230ZM53 263H54V262H53ZM149 263H150V262H149ZM151 263H153V262H151ZM160 263H161V262H160ZM164 263H165V262H164ZM171 263H172V261H171ZM180 263H182V262H180ZM237 263H238V262H237ZM74 264H75V263H74ZM154 264H155V263H154ZM158 264H159V263H158ZM166 264H167V263H166ZM174 264H175V263H174ZM182 264H183V263H182ZM199 264H201V263H199ZM213 264H215V263H213ZM221 264H227V262H226V263H221ZM234 264H236V262H234Z\"/></svg>",
  "mask_w": 264,
  "mask_h": 264
}]
</instances>
